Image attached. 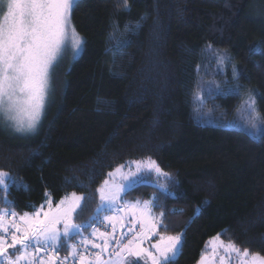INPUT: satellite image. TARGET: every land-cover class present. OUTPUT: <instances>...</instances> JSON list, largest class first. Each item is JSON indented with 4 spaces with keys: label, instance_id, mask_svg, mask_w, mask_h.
Segmentation results:
<instances>
[{
    "label": "trees",
    "instance_id": "trees-1",
    "mask_svg": "<svg viewBox=\"0 0 264 264\" xmlns=\"http://www.w3.org/2000/svg\"><path fill=\"white\" fill-rule=\"evenodd\" d=\"M118 4L79 0L72 23L83 45L54 67L35 132L0 118V170L15 181L0 190V209L32 211L46 192L74 191L84 200L73 221L92 235L106 173L150 157L169 174L166 189L136 183L124 196L152 197V212L165 213L158 232L184 234L175 264H196L218 234L264 256V125L251 128L244 104L255 92L264 117V0Z\"/></svg>",
    "mask_w": 264,
    "mask_h": 264
},
{
    "label": "snow or ice",
    "instance_id": "snow-or-ice-1",
    "mask_svg": "<svg viewBox=\"0 0 264 264\" xmlns=\"http://www.w3.org/2000/svg\"><path fill=\"white\" fill-rule=\"evenodd\" d=\"M78 3L79 0H0V114L10 122L7 126L15 132L36 131L50 91L53 69L62 56L69 36L74 51L83 45V39L72 23V13ZM117 8L128 11L129 0H122ZM233 72L235 77V68ZM244 104L251 128L259 130V125H264V117L257 108L255 92L249 93ZM131 163L135 164V171L130 169L125 173L122 171L124 165H121L109 172V179L97 189L101 201L97 214L116 209L121 194L138 182L146 171H155L166 177L169 175L162 172L150 157ZM14 183L8 173L0 171V190L7 192ZM83 200L84 197L72 193L53 208L49 199L46 201L47 211H43L41 205L32 215L25 213L19 220L14 211H0V264H67L69 258L75 261L77 255L79 264H140V261H144V264H175L182 250L183 233L161 235L159 241L151 245L155 252L141 246L146 239L157 234V227L163 223L164 212L158 217L152 215L154 201H144L143 204L139 201L131 204L125 202L124 209H116H126V214H132L133 228L129 231H133L137 223L140 231L126 244H122L124 235L116 239L119 251L109 253L110 258L103 260L102 255L109 248V234L93 227L92 235L103 240V244L94 243L82 235L81 230L88 225L73 223V215L82 207ZM4 202L8 203L6 199ZM104 219L112 223L115 232L116 217L105 216ZM61 224L62 230L58 227ZM77 235L81 236L80 244H91L92 248L99 249L93 254L94 261L79 252L75 245H68V255L63 260L57 256L63 247L62 241L66 242ZM213 239L218 240L219 234ZM218 248H223L226 254L220 257L221 264L225 259H230L233 253L240 257V264H264V256L250 253L248 249L241 252L234 243H214V255ZM10 249L19 254L13 258ZM130 257L134 259L130 260ZM199 264H208L207 256H202Z\"/></svg>",
    "mask_w": 264,
    "mask_h": 264
},
{
    "label": "rangeland",
    "instance_id": "rangeland-1",
    "mask_svg": "<svg viewBox=\"0 0 264 264\" xmlns=\"http://www.w3.org/2000/svg\"><path fill=\"white\" fill-rule=\"evenodd\" d=\"M80 50H81V48L78 51H74L73 50L72 45H71V37L69 36L67 45H66V47H65V49H64V51L62 53L61 58H65L69 62L70 60H72L73 58H75L78 55V53L80 52ZM47 98H48V95H47L46 99ZM0 118L2 119L3 122L5 121L7 124H10L9 121H6L4 119L3 114H0ZM146 159H147L146 157L145 158H139V159H127L124 162H121V163L117 164L116 166H114L112 169H110L106 173V175L104 176V178L100 182L98 188H100L103 185V182L106 179H109L108 173L109 172H113L117 167H119L121 165H124V168L122 169V171L125 172V173L128 172L130 169L132 171H135V167L136 166H135V164H132L131 162L132 161H144ZM0 171H3V172L8 173L5 170H0ZM161 171L164 172V173H166L162 169H161ZM8 175L10 176L9 173H8ZM165 178H166V176L158 175L155 171H151V172H147L146 171L144 173L143 177L138 182H136V183H147V184H151V185L157 187L160 190H165L166 189L165 184H164ZM136 183H133L132 185H134ZM3 192H5V191H3ZM72 193H76V195L81 196L80 193H77V192H74V191H69V192L64 193L60 198L53 199L46 192L44 194V197H43V199H42V201H41V203L39 205H37L32 211L17 213L16 219L19 220V217L22 216V215H24L25 213H28L29 215H32L35 211H37L38 209H40L41 205H43V211H47L48 210V204H47L46 201L49 200V199L52 201V207L55 208L56 204H58L65 197L70 196ZM97 194H98V202H97V205L94 207V213H93L92 216L93 217L100 216L102 219H104L105 216H113V217H116V229H115V231H117L118 233H120V236L125 235V233L131 227H133V216H132V214L130 212L126 214V211H127L126 209L124 211H117L116 209H124L125 202L131 204V203H135L136 201H139L141 204H143L144 201H152V197H148V198H144V199H134V200H130V199H128V198H126L124 196V193H122L121 194L120 203L116 206V209H113L111 211H108V210L101 211V212H99L97 214V209H98V207L101 204L100 195H99L98 192H97ZM0 211H5V210L0 209ZM8 212H12V210L11 211H8ZM41 215H42V213H41ZM152 215H153V217H158L159 216V215H156L153 212H152ZM121 218H122V220H121ZM10 219H11V217H10ZM105 221H107V220H105ZM73 223L79 224V223H76L74 221H73ZM107 223L109 225H111V227H112V223L110 221H107ZM121 224L123 226H121ZM136 225H138L140 227L139 223H137ZM58 227H60L61 230L63 229V225L62 224L59 225ZM157 229H158V227H157ZM139 231H140V228L136 232H134V234L132 235V237L131 238H128L123 244H126L128 242V240L129 239H132ZM178 234H181V233L168 234V233H160L157 230V234L150 236L148 239H146L143 242V244L141 246L144 247V248H146V249H150L151 251L155 252V249H151V245L154 244V243H157L159 241L161 235H178ZM217 236L218 235L211 236V237H209L206 240L205 245L203 247V250H202V252L200 254V257H199L198 261L196 262V264H199V262L201 261L202 256H207V258H208V264H221L220 257L226 256L223 248H218L217 251H216V253H215V255L213 254V244L214 243L215 244H219V242L221 241L220 238L218 240H215L214 241L213 238H216ZM66 242L69 243L70 242V239L67 240ZM236 247H238V246H236ZM239 249L241 250V252H243V250L241 248H239ZM117 251H119V248H118ZM9 252L13 254V258L15 257V255H18L19 254L18 252H15L14 250H11V249L9 250ZM253 254H258V253H253ZM111 258L114 259L115 257H111ZM108 259H105V260H108ZM129 259L131 260V259H134V258H131L130 257ZM140 264H144V261H140ZM224 264H240V257L237 256L235 253H233L231 255V258L230 259H225Z\"/></svg>",
    "mask_w": 264,
    "mask_h": 264
},
{
    "label": "built area",
    "instance_id": "built-area-1",
    "mask_svg": "<svg viewBox=\"0 0 264 264\" xmlns=\"http://www.w3.org/2000/svg\"><path fill=\"white\" fill-rule=\"evenodd\" d=\"M93 227L97 228L99 230V232H104L106 234H109V248H108L107 252L102 255V259L109 258L110 257L109 253L116 251V249L118 248V246L116 245V239L120 238L121 236L117 232H113L111 225H109L107 223V221H105L101 217L95 221ZM136 230H137V228H134L133 231H129V233L124 235V239L122 240V244L126 240V238L132 236ZM83 236L87 237L90 241H92L94 243L103 244V240L100 239L98 236L96 237V236H93L90 234H86ZM80 240H81V236L79 238H77L73 242L72 245H75L77 247V249L79 250V252L84 253L89 260L94 261V255L93 254L98 252L99 249L92 248L91 244H88L87 246L82 245V244H80ZM41 255H43V253H41ZM67 255L68 254L62 255L60 253V251H58V253H57V256L61 260H63ZM67 264H79V255L76 256L75 261H73L72 258H69L67 261Z\"/></svg>",
    "mask_w": 264,
    "mask_h": 264
},
{
    "label": "crops",
    "instance_id": "crops-1",
    "mask_svg": "<svg viewBox=\"0 0 264 264\" xmlns=\"http://www.w3.org/2000/svg\"><path fill=\"white\" fill-rule=\"evenodd\" d=\"M108 259V258H107ZM105 260V259H104Z\"/></svg>",
    "mask_w": 264,
    "mask_h": 264
}]
</instances>
